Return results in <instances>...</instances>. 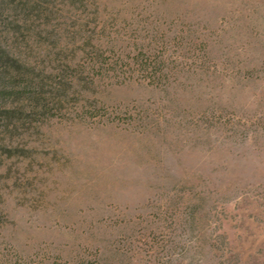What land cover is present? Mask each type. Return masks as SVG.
<instances>
[{"label": "rangeland", "instance_id": "rangeland-1", "mask_svg": "<svg viewBox=\"0 0 264 264\" xmlns=\"http://www.w3.org/2000/svg\"><path fill=\"white\" fill-rule=\"evenodd\" d=\"M45 8L30 41L38 61L50 40L63 47L78 32L68 49L77 64L91 39L108 56L164 51L182 72L174 89L87 77L84 96L74 88L60 115L8 140L0 246L31 259L49 250L62 264H264V0ZM152 29L170 37L166 46L149 44ZM202 43L206 63L195 64ZM88 100L132 117L80 119L73 110Z\"/></svg>", "mask_w": 264, "mask_h": 264}, {"label": "trees", "instance_id": "trees-1", "mask_svg": "<svg viewBox=\"0 0 264 264\" xmlns=\"http://www.w3.org/2000/svg\"><path fill=\"white\" fill-rule=\"evenodd\" d=\"M48 1L0 0V163L3 152H8L10 156L15 152L8 140L60 115L67 108L69 93L74 88H77L74 90L77 96H84L82 83L87 77L97 80L111 73H118L128 78H141L154 87L164 85L167 89H174V82L181 76L178 64L164 51L144 53L141 49L134 55L114 53L108 56L91 43V39L84 41L87 62L77 64L74 62L77 53L68 49L71 48L70 44L75 45L77 37L81 38L78 32L74 33L75 37H68L63 47L60 42L62 37L57 41L48 38L49 53L38 61L39 57L30 41L33 38V26L36 20L44 17ZM87 1L61 0L64 7H71L70 11H85ZM53 14L55 13H47L45 20L49 22ZM152 30L149 44L166 46L171 40L166 34L159 36L156 29ZM50 36L54 37L55 34L51 33ZM191 36L190 33L189 42L195 45L196 40ZM207 47V44L202 43L197 51L193 50L195 64L199 61L201 65L206 63ZM56 48L59 50L54 51ZM52 66L54 67L51 68ZM89 102L90 100L85 104L77 103L74 108L73 112L80 119L107 116L108 120H129L132 117L128 110L123 109L111 111L107 115L108 111L104 107L90 105ZM49 252L47 250L42 256L37 253L36 256L41 258L31 259V256L16 246L5 243L0 246V264H62L59 262V255L50 257ZM82 264L94 263L83 261ZM95 264L113 263L109 259L98 258Z\"/></svg>", "mask_w": 264, "mask_h": 264}]
</instances>
